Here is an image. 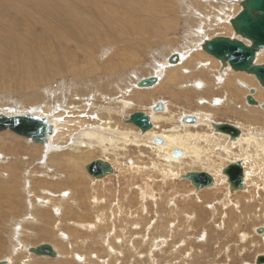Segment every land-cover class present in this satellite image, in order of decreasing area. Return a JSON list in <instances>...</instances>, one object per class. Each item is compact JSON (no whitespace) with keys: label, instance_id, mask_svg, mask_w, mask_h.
Returning a JSON list of instances; mask_svg holds the SVG:
<instances>
[{"label":"bare ground","instance_id":"6f19581e","mask_svg":"<svg viewBox=\"0 0 264 264\" xmlns=\"http://www.w3.org/2000/svg\"><path fill=\"white\" fill-rule=\"evenodd\" d=\"M121 1L124 4H132V5L136 4L137 1L141 2V0H121ZM169 1L171 3H175L178 10L180 9V12L183 14L182 21L185 23V26L186 25L188 26V24H190L189 25L190 28L186 30V33L184 34L185 38H183L186 41H185V43L183 42L184 45L180 49V46H178L176 48L174 47L172 40L169 39L172 37H167L166 39L163 38L169 42L163 43V46H161V47H163V50H160V51L155 50V52H153L155 60L157 62L156 67L154 66L155 72L153 74H149L147 76L135 79L136 82L134 80L132 81V79L129 80L130 82H128L126 80L129 78L127 74H129L130 72H133L132 71L133 69L127 71V69H131V67H127V66L129 64H131L132 62H134V60L136 59L135 54L130 53L128 48L122 49V47H126L125 44H126V42L129 41V40L128 41L125 40V37H127V35L123 36L120 33L118 34L117 30H115V29H105V25H104L105 22L109 28H111L112 26L117 28V27H120L121 25L112 16L103 13L99 8H97V5L95 4V2H93V0H89V1L85 0L84 1L86 3L89 2V4L92 5L93 7H95V9H96L95 10L96 13L91 14V15L87 14L86 11L88 9H86V11L85 10L83 11L84 12L83 15H79L76 12H74V13L66 12L65 14L63 13V15L59 14L56 17L50 15L48 18H46L44 16L37 15V13L34 12V11H36L35 9H31L32 11H30L29 13L23 12L21 10H17L16 16H13V17L7 18V19L6 18L1 19L6 24H5V30L0 29V33H3V31H5L8 34V35L4 34V37L0 41V49H2L4 51L2 54H0V58H6V61H0V78H3L7 82L6 84L2 85L0 87V89H2L3 92H12L14 94L24 93L25 97H26L24 102H28V103H30V105L35 103V105L29 106V107L28 106L23 107L22 110H18V112H16L17 110L13 109V107H7L6 106L5 109H3L4 107L0 103V112H3L5 114H23V113H27V112L28 113L31 112L33 114L37 113V114H40L41 116L48 117L49 121L55 126L53 134L49 137L48 143H46L45 145H42L46 148L40 147V148L46 149V154L42 155L41 159L42 158H44V159H43L42 163H41V159H40L39 165H41V167L45 168L49 173L51 171V173L54 174V175L50 174L49 176L47 175L48 176L47 181L49 183H46V185L49 184L50 186H53L54 188H59V189H63L62 186L63 187L66 186L65 188H67V190L66 189L61 190V192L58 194L59 197L61 196L60 202L63 201V199H66L68 197L71 198L74 190L72 188H70V182L69 181L71 180V178L73 176L76 175V170L74 169L75 162L80 161L79 158H81L80 156H82L81 148L83 146H89V147L93 148L94 142H96V144H95L96 148H99L103 154H105V155L115 154L117 156L120 155L121 159H123L124 155L122 153H120V151H127V149H128L127 146H135L138 149L143 148V147L150 149V151H152L155 155V157L152 158V162H151L152 165L138 166L139 161L138 162L137 161H131V164H129V166L127 167L128 168L127 170H129L131 172L134 169H137L135 171V173L139 172L142 175L148 174L147 176L142 177V184H141L140 191H139L140 194L139 193H137V195L135 194V198L138 199L139 197H144L147 200H148V198H154L152 206H153V209H154L156 216L157 217L159 216L160 220L157 222L156 225L153 226V229L150 233V237L153 235L159 236L160 234H163V233H167L168 235L173 236V235H175L173 229L176 227V225L181 224V223L185 224V228L183 231H179L177 233V235L188 234L189 232L187 233L186 231H188L189 229L191 231L192 224H194L196 222L200 223L202 221L201 218L205 222H208L209 216L213 213L217 215L216 217L220 216V218L222 219V217L224 216L223 218H227V220L231 221L232 220V218L230 217L231 214L228 216L227 213L225 212V210L229 211V213H230V210L232 209L231 206H233L235 209L239 210L240 205L242 206L243 199H242V197H237L236 199H232L234 197L231 196V194L229 192V184L227 183V178H226V176H224L222 174L223 168L226 167L229 163L235 162L237 160H242L243 164H248L249 161H247V159H251V157H250V155H249V157L246 156L248 153L247 151L250 148H254L255 141H256V144L259 141L262 143V144L258 143V148L260 145L261 146L260 148H262V153L261 154L256 153V152L255 153L259 154V156L261 155V157L262 156L264 157V137L263 138L258 137V136H260L259 135L260 133L258 134L257 131L254 132V130L253 131L250 130L248 132H245V130L247 129V125L243 124V122L241 123V122L234 121V120H228V121L235 122L233 124L238 126L239 128H241V127L244 128V132H243L242 136L237 141H233V142H230L229 137L227 135L216 133L214 131V129L212 128V125H211L212 123H218L219 122V121L216 122L214 120L215 114H213V111L216 108L214 109L213 101H214L216 106L222 105V106H226V108H228L229 106L232 107L233 106L232 104L234 101L232 100L230 102L229 95L232 99V96H231L232 93L231 92H233L234 90H238V91L242 90L238 86V85L241 86L240 83H243V82H239L241 80L238 79L242 76L237 77V75H234V73L232 74L229 71L230 68H226L223 70V72H220L219 69L221 68V65H220L221 63L218 64L216 62H213V61L209 60V58H207V57H205V58L207 59L208 62L206 61V63L205 62L203 63L200 61L201 58H204L202 56L203 52L201 54L200 53L201 50L199 49V48H201L200 44L205 40L203 35H206L205 32H207V31L214 30L215 27H217L220 23H223L225 20L228 21L230 24L231 18L230 19L226 18V16H227V13H226L227 10L226 9L228 7L227 4L232 2V0H169ZM222 1H224L223 4H221L219 6V8H216L217 6L215 7V5L217 3H222ZM234 1L238 2V3L240 2V0L239 1L234 0ZM57 2H58V0H57ZM104 2H106V1H104ZM196 3H198V4H196ZM82 4H83V2H82ZM40 5L41 4H38L36 8H39ZM109 5H110V3H109ZM196 5L197 6L201 5V6H200V8H196L197 7ZM231 5H232V3H231ZM114 7H115V5H114ZM111 10H113V9H111ZM134 10L136 11V16L138 18H140L139 16L141 15L142 12H137L138 11V5L135 6ZM71 11H73V10H71ZM62 12H64V10ZM89 12H91V11H89ZM224 13H226V14H224ZM151 16L153 18L152 20L155 21L156 23H158V24L152 25V26L155 27L156 29H158L159 34H156L150 28H148L151 25L146 24L144 22H140L136 18H134L133 21H131L130 27L125 29L124 32H126V34L127 33L132 34L131 33L132 31L135 33L136 30H138L139 28L142 27L145 29L146 34H148V37H149V35H151L153 38H160L162 41V37L165 35L164 34L165 31L163 32V30L176 31V30H178V28L182 24V22H180L175 16H171L172 18H170V21L161 20L158 13H156V12H153L151 14ZM50 18L57 23L56 27L51 25ZM204 18L207 20V23H208L207 27H206V24L204 23ZM215 24H217V25H215ZM189 32L194 33V35L193 34L192 35L193 36L196 35L197 39L196 40L195 39L189 40V38H188L190 36ZM26 34H27V36H25V37H27L33 43V45L35 47L41 49L42 51H40V50L28 51L27 50L26 40L22 39L21 37H18V35L24 36ZM18 38L20 40V44H19ZM145 38L146 37L144 35V39ZM190 38H191V36H190ZM132 39L135 40V37ZM142 40H139V41L142 42ZM143 41H145V43H147V40H143ZM120 44H122L123 46L120 47L119 46ZM166 50H167V54L163 55V52H165ZM78 51L86 52V54H87L86 63H87V65H89V68L86 69V68H84L78 64V61H77ZM263 51H261L260 53H263ZM100 52H101V55H100V57H98V53H100ZM173 53H178L181 57L180 62L176 65H170L168 62L169 57ZM111 54H113V56H111ZM195 54H198L197 56H199L200 59L197 57L194 58L193 55H195ZM259 54H258V56L261 57L262 55H259ZM117 55L120 59H125L124 61H128L127 65L125 63H120V66H119L118 63L114 62L115 61L114 58ZM161 55H163V56H162V59L160 60L159 58ZM158 56H159V58L157 59ZM8 60L12 61L14 63L20 64V67L18 69H12V67L8 63ZM97 61L99 63L100 62H103V63L106 62V63L98 64ZM185 63L190 65V67L189 68H187V67L183 68V72L185 74L181 73L180 75L181 76L185 75V76L183 78L177 79L175 72L179 68L183 67V65ZM152 64H154V63H152ZM258 64H263V63H258ZM122 69H125V71H127L128 73L124 71L123 73H120V75L117 74V72H121ZM198 69L200 70V74H197L198 76L196 78L192 79L191 75L194 74V73H192V71H197ZM229 72L231 73V75ZM111 73H113V75L115 77H117V81H118V79L122 80V84L124 82H127L128 84L130 83L129 86L124 87V88L121 87L120 85L117 86L119 89H122L119 96L111 95L108 91L102 92L99 89L100 85H101V84L99 85V83L101 82V79L103 78L102 75L104 74V75L108 76V74H111ZM204 74L212 77V80L207 79L206 76H204ZM133 75H134V73H133ZM200 75H202V76L199 77ZM61 76L62 77H64V76L73 77L72 78L73 87L79 86V84L77 82L78 80L76 81V78L80 79L83 82L87 81L86 87L91 88L92 95L90 94L89 96H86V97L77 96V98H80V99H87V97H88L89 100H86L87 110L93 108V112H94L95 111L94 108L96 106L93 104V99L95 102L97 98H101V101H104L107 104V106H104L105 109L103 108L102 110L106 111L107 116L113 122L112 117L116 113L120 117H121V114L124 116L125 111L127 109H129V110L132 109V107H134L135 105H137V106L139 105L140 108L144 109V110H148L146 108L149 107L152 109H151V111H148L147 113L150 114L152 121L154 122L155 127L151 131H149L143 135L140 132H138V130L133 131L131 128L128 129V127H121L120 125H118V123H116V121H114L113 124H117V125H113L111 123V121L103 120V119H99L102 122H100L98 120V123H97L94 118H92L94 120L91 119V116L94 117L93 114L92 115L91 114H85V116H87V120H91L94 123H88V122H86V119H80L79 115H78V117L75 116V117H77L76 120L75 119H69V124H68L67 119H63L62 121H60L61 120V108H58V106H56V107L52 106V104H51L52 99H51L50 94L52 93V90L54 91L56 89V87H54L52 84L53 79L56 77H61ZM101 76H102V78H101ZM148 76H157L159 78V80L152 87H148V88L137 87L138 80H140L142 78H146ZM187 76L190 77L189 80H187V78H186ZM109 77L112 78V76H109ZM217 78L219 80H221V83L217 84ZM184 79H186L187 82L182 83V81ZM104 81L107 82V80H105V78H104ZM177 81H181V83H178ZM109 82H111V81H109ZM118 82H120V81H118ZM253 82H254L253 79H251L250 83L254 84ZM200 83L201 84L203 83V86H202L201 90H197V92L202 93V94H198V98H199L198 101L200 104L197 105V102H196L198 110L194 111L191 108L188 110H182V109L180 110L179 109V110H177V112H173V110L171 109V106H170L171 99H170V101H168L169 98H167V97L171 98V96H173L175 98V101H177V99L175 97L176 96L175 90L177 88L184 89L183 95L187 96L188 92H192V91L195 92L196 91V90H193L195 87L193 88L192 86L193 85L197 86ZM88 84L90 86H88ZM251 88H254V87L248 86V88H246L248 90V93H249V89H251ZM223 89H225V90H223ZM87 90H88V88H87ZM213 90H215V91L216 90L217 91L223 90L226 92L225 96H223V94H224L223 93L221 95L222 98H220V99L217 98V99L210 101L203 94L205 91H207L208 94L209 93L213 94V93H215V92H213ZM57 91H58V89H57ZM79 92H80V89H79ZM100 92H101V94H100ZM76 93H77V91H76ZM259 93H261V94L259 95ZM256 94H257V89H256ZM258 95L263 99L264 98V91L261 90L259 92V90H258ZM3 97L5 98L4 105H9L11 97L9 95H6V94H3ZM159 98H167V101H166V99H165V101L160 100L164 104L165 110L162 112L154 113V112H152V110H153V107L156 103L155 100H157ZM245 98H246V95L244 96V100H245ZM244 100H243V102H245ZM68 102L69 101H67V103ZM178 102L179 101H177L176 104ZM201 102L203 104H201ZM208 102H209V104H211L210 106H208L209 105ZM226 102H227V104L225 105ZM173 103H174L173 104V107H174L175 102H173ZM205 104H208V105H205ZM259 104H260L259 107L261 108V105L264 104V102H260ZM69 105H70L69 109L72 112L82 111L83 106L76 108L74 104H69ZM207 106L210 107L211 109L207 110L208 109V108H206ZM176 108H178V107H176ZM76 109H78V110H76ZM251 109H253V108H251V107L249 108L245 103L242 104V107L240 108V110H243L244 112L246 110L249 111ZM56 110H58V111L60 110V114L57 113ZM87 110H85V111H87ZM130 112H132V111H130ZM241 114H243V113H241ZM190 115L197 116V118H198L197 124L191 125V124H184L181 122L183 117L190 116ZM263 117H264V115H263ZM125 119H127V118H124L123 120H125ZM70 120H72V121H70ZM178 121L181 122V125L178 123ZM71 122L73 123V125H76V126L78 125L76 129L71 130L69 128V125ZM159 122L164 124V125L169 124L168 126H170V125H172V126L169 128L161 129V132L158 135L156 128L159 127V124H158ZM115 126H118V127L116 128ZM203 126L206 127L203 129L204 131L203 130L200 131L199 129H197V128H200ZM248 126H250V125H248ZM254 126H256V125H254ZM262 128H264V127H262ZM261 134L264 135V133H261ZM118 137H121V140L123 141V145H121L119 143ZM156 137H162L164 139V143L162 145L155 144L154 139ZM211 146H214V147H211ZM63 148H65V149L67 148V150L64 151L65 149H63ZM179 149L184 151L183 156L180 158H174L172 153L175 150H179ZM255 149H256V147H255ZM68 151H72L74 153V155H69ZM6 152L7 151L0 153V155L2 156L1 157L2 159H0V166L1 167H4L5 166L4 164H6V162H10L11 160H13L12 158L6 157V155H5ZM139 152L142 153V155H145V153L141 149L139 150ZM223 152H225V153H223ZM2 153H3V155H2ZM78 153H79V155H78ZM17 154H19V152H17ZM54 154H60L62 156L61 157L60 156H54ZM221 154H223V156ZM249 154H251V153H249ZM142 155H140V157ZM186 159H190L192 161L191 165H192V163H196V164L200 165V167L203 168V171L206 170L207 172H210L211 174H213L215 177L219 176V178H220L221 175L224 176L223 180L221 179L220 182L225 183V185L220 186V184H217V180H216V184H215L216 187L214 186L215 188H209V189L207 188L208 189L207 191H210V192H214V191L219 192L220 190H222V194H223L222 198L219 199L218 197H216L212 194L211 195L209 194L210 196L208 194H201V195H198V197H196L192 194L193 191H191V190L187 191V192H185L186 190L180 191V190L175 189V186L170 184L173 181V179H175V177L179 178L180 176H182L183 174L186 173V172L183 173V171H181V169H174V165L178 166V167L185 166V165H182V163H185L184 160H186ZM14 160L21 162V160H17V159H14ZM24 160H26V159H24ZM103 160L109 161V158L107 157ZM127 161H129V160H127ZM261 163H260V165H261ZM7 164L9 165V167H12L15 169L17 167V165L13 164V163H7ZM122 164L123 163L120 164L121 166L119 165L121 168L123 166ZM65 165H68L69 167L66 168ZM253 165L251 167H254ZM256 165L258 166V164H256ZM262 165H264V162L262 163ZM164 166H166L167 168H163ZM113 167L117 168V166H113ZM245 167H244V169H245ZM248 167H249V165H248ZM12 168H10V169L13 171L14 169H12ZM151 168H152L153 173H154V171H157L158 173H162L161 174V175H163L162 186L167 185V187H163V188L161 187L160 193H162V194L160 195V197H158V199L156 198L158 193L156 195L154 193L155 190L152 187H150L152 185L151 184L152 180H154L150 177V176H152V174L148 172V170H150ZM259 168L261 169V167H259ZM247 169H249V168H247ZM256 169H258V168L256 167ZM85 170H86V166H85ZM249 170L248 171L246 170V172H245L246 187L244 190L247 189L248 179H250V174H251L250 171L251 170L250 171ZM115 171H116V173L113 175H118L119 171H117V170H115ZM122 172H121V175L120 174L118 175V177L124 176L123 174L126 173V172L125 173H122ZM27 173H28V171H27ZM32 173H33V171H32ZM262 173L263 174L261 176L264 178V172H262ZM15 174L17 175V173H15ZM2 176H4V173ZM109 176H111V175H109ZM109 176H106V177H109ZM4 177L6 178V176H4ZM8 177H9V175H7V178H6L7 180H8ZM32 177L33 176L30 174H28L27 177H23L24 179L22 181H23L24 186H22V188H25V186H27L26 187V188H28L27 191L29 189L30 190L32 189V186H31V183L33 180ZM124 177H122V178H124ZM109 178L113 179L114 177H109ZM115 178H116V176H115ZM134 178L136 180H138V177H136L135 175L133 177V174H132V179H134ZM102 179H104V178H102ZM111 179L107 180L108 183L111 182L110 181ZM118 179L120 180V178H118ZM129 179L130 178H128V181H129ZM135 179H134V181H135ZM96 180H101V179H96ZM149 181H151V183H148ZM91 182L93 184H96L95 180H92ZM99 182L104 183L105 180L99 181ZM0 183H1L0 184V193H1V197H0V224L2 223L3 224L2 226L5 227L6 226L5 220L7 219L8 214L5 212L6 207H3V206H5L6 203L9 204L8 201L10 199L9 198L10 195L8 196L7 193H5L4 191L6 190L5 186L8 185L10 187V185L9 184L6 185L4 182L5 186L3 187L1 185H4V184H2L1 181H0ZM25 183H28V185H26ZM80 183H81V185H80ZM127 183H130V182H127ZM134 183H136V182H132L133 185H134ZM13 184H15V182H13ZM136 184H135V186H137V188H138L139 184H137V185ZM149 184H151V185L148 186ZM156 184H157V182H156ZM78 185L81 188L85 189V191H88L87 183L84 180H79ZM133 185H132V187H133ZM127 186H128V184H127ZM129 186H131V185H129ZM255 186H257V185H255ZM169 187L173 188V189H170ZM26 188H25V190H26ZM15 189H17V187ZM164 189L166 191L172 190L171 191L172 193L166 192L167 193L166 194V193H164L165 192ZM21 190L23 192V189H21ZM7 191H9V190L7 189ZM115 191H118V189H115ZM32 192L33 191H31V193ZM41 192H43L44 194L45 193L52 194V196L57 195L56 192H51L48 189L47 190L42 189ZM194 192H196V191H194ZM238 192L244 193L242 190V191L235 192V194ZM14 193L17 194V192H14ZM130 193H131V191H130ZM182 193H185V194H182ZM29 195H31V194H29ZM47 196H49V195L43 196V198H45V197L47 198ZM75 197H76L75 199L78 200L77 196H75ZM32 198H33V196H32ZM32 198H31V200H32ZM43 198L40 199V203H38V204L36 201V199H38V198L35 197V202L33 200V201H30L29 205H26V206L24 205L25 209L27 210L26 214L29 216L30 222L33 221V219H35L36 224L37 223L40 224V222L43 223L42 227L44 230H43V232L38 233L35 236L36 239L51 240V238H52L51 235L54 236V235H57L55 233H58L57 231H54V228L60 229L62 225H65L63 227L70 228L71 226L73 227L74 224H76V226H77L76 229H80L79 230L80 232H77V236L80 238H83V239H87L88 236L90 235L89 233H92L94 231L98 235L103 234L104 227L105 226L107 227L103 206L107 205L108 200L106 198H103V196L98 191L94 190L93 194L91 195V197L88 200L90 203V207L92 209H94L96 212V215H94V217H93V222L82 223L81 221L78 220V218L80 216V213L82 211H84L83 209L80 210L79 208H77L75 211L72 208H69L67 211H65V207H64L65 204L60 203L61 206H58L59 207L58 210L62 209V211H63L62 218L64 216H68L67 222H69V223L67 224L65 222L62 224L61 221H55L53 219V221H55L54 224H56V225L55 226L52 225L54 227L50 228V230L45 229L47 225L45 223L44 217L41 214L38 215L37 218H35L33 216V212H36V209H41V213H42V209H45V207H44L45 205L47 207H50L49 205H50L52 200L48 201V200L43 199ZM27 199H29V198L27 197ZM80 199H81V196H80ZM15 200H17V199H15ZM142 200H140V201H142ZM199 200L201 201V203ZM18 202H20L19 199H18ZM119 202H121V201H119ZM137 202H138V200H137ZM178 202H180V203L178 204ZM246 202L248 203L249 199L248 200L246 199L245 204H243V209H242L243 214H244L245 210L255 207V205L251 206L252 204H249V203L247 204ZM52 203H53V201H52ZM94 203H96L97 205H94ZM122 203H124V201ZM164 203H167V207H169V208H167L166 206L163 207ZM10 204H12V203H10ZM40 204H42L44 206H40ZM116 204H117V208H118L120 205L118 206V202H116ZM147 204H148V201H145V202H142V205H141L143 207V211L145 210V212L147 211V213L144 214V212H141L139 214L147 216L148 213L151 212V210L149 208L150 206H148ZM181 204H185V205L181 206ZM189 205H191V206H189ZM121 207H123V206H120V208ZM126 207H124V208H126ZM139 207L140 206H138V209H139ZM53 208H55V207H53ZM53 208H52V210H53ZM120 208H119V211H120ZM124 208H121V209H124ZM129 208H127V209H129ZM127 209H125V210H127ZM114 210H115V208H114ZM132 210L133 209H131V211ZM9 212H12V211H9ZM18 212L19 211H17V213ZM112 212L110 213L109 219H111L110 220L112 223L111 227H112V230L114 233V234L112 233V235H114L115 237H113L112 235H111L112 237L111 236L109 237V235H107L108 234L107 233L105 235V239H103V241H104L103 244H104V247L107 249V251H109L111 248V251L109 252V253H111L110 255H112V257H113L111 261L115 262V264H118L119 259L117 258V256L119 254L121 256L125 255V257H126L125 259H127V257L130 258V250L129 249L132 248V246L130 248H128V246L131 245V242L129 243V241L126 238V234H128L129 229L125 225L123 228H119V226H118V224H120V221L125 222V220L123 217L122 218L118 217L119 218L118 219L117 216L120 215V217H121V214L122 215L124 214L126 217H129V218H132L134 216V217H137L138 219H145L144 220L145 223L148 220H147V217L146 218L139 217L138 212H137L136 216L135 215L130 216V214L126 215L127 212H123V211H121V213L118 212V213H120L118 215H117V213L113 212L114 214L117 215V216H113L114 214ZM139 212H140V210H139ZM159 212H160V214H162V213L166 214L167 220L163 218L164 214H163V216H161V215H159ZM196 212H197L198 217L196 216ZM261 213H262L261 211H259V212L255 211L254 216H258L260 218ZM54 214H55V212H54ZM155 214H153V216ZM12 215H15V214L13 213ZM248 215H250V214H248ZM243 216H245V215H243ZM263 216H264V214H263ZM56 217H57V215H56ZM112 217H114V219ZM196 217H197V219H196ZM19 218L20 217H17V219H19ZM241 218L242 217H240V219ZM194 219H196V220L194 221ZM39 220H40V222H39ZM164 220H166V225L163 224ZM212 220H214V219L212 218ZM29 221H27V222L29 223ZM35 221H33V222L35 223ZM170 222H172V223H170ZM111 223H109V224H111ZM151 223L152 222H150V225H151ZM142 224H143L142 221L137 222V225L139 227H141L140 225H142ZM200 224H202V223H200ZM137 225H135V226H137ZM135 226H133V227H135ZM211 226L213 227V223L210 225L209 230H210ZM224 226H225L224 221H222L221 224L218 223V225H217V227L221 230H225V228H223ZM146 227H147V223L145 224V228ZM118 229H119V231H118ZM203 229H204V227H203ZM45 230H47V231L45 232ZM147 232H148V230H147ZM147 232L145 231V233H144V231L141 230L138 233H136V236L141 235L142 238L145 239V235H147ZM9 233L10 232H6L5 230L2 233L0 232V254H2V256H3L5 251L8 250L9 255L15 256V258H16L19 256V254H17V253L21 252L20 249L23 250L24 248L23 247H22L23 249L19 248L18 244L16 243L17 240L16 239L14 240L15 235H16L15 229L12 230V232H11V240H12L13 245H10V247L7 248L6 238H3V236L6 234V235H8V238H10ZM26 233L27 234L24 236L21 233L20 234L18 233L19 235H18L17 239L21 244L24 243L25 250L27 249V251H28V248L31 246L28 244L27 238H30L31 236H33L34 232L29 229V231L28 232L26 231ZM59 234H60V232H59ZM65 235H67V234H65ZM251 236H253V235H251ZM66 238L67 239L65 240V244L64 243H57V248H60V246L62 245L63 251L64 252L66 251V254H68L69 258H71L72 260H73V254L78 255L77 251L79 249L76 244H75L76 246H74V243H73L74 240H77L76 243H82V245H80L81 248L85 247L88 243H95L97 246V240L95 237L88 238L86 242L79 240L78 238H74V236H66ZM72 238L74 240H72ZM156 238L157 237L154 238V242H155L154 245L156 248H159L156 246V243L159 242L160 240H164V239H158V238L156 239ZM113 239H116V242L119 241V243H120V247H119L120 250L117 252L114 251V253L112 252V246H114V244L112 242L115 241V240L112 241ZM8 240L10 241V239H8ZM124 242H125V245H123ZM165 243H166V241L164 242V244ZM40 244H42V243H40ZM164 244H162V245H164ZM184 244H185V241H183L182 246ZM133 246H135V245H133ZM152 247L150 246L149 249L151 250ZM137 248L140 249L142 253H145V252H143L144 242L142 244H139V242H138ZM132 251H135V254H136L137 250L132 248ZM149 253H151L149 256H151L153 263L154 264H155V262L157 263L158 262V261H156L157 259L154 260L155 258L152 255L153 252L151 251ZM226 253H227V251H226ZM66 254L65 253L61 254L58 258H61L63 255H66ZM166 254L167 253H164V255H166ZM83 255H85V254H83ZM92 255L95 258H98L99 260H101V258H99V257H101L99 253H97L96 251H90L89 253H86L87 257H85V262H82V264H101V262L98 259L92 260V258H91ZM81 256H82V254H81ZM183 256H185V255H183ZM38 257H41V256H38ZM67 258H68V256H67ZM90 258H91V260H90ZM180 260H182V259H180ZM6 261H9V260H6ZM111 261H110V264H113ZM178 261L179 260H177V262ZM9 263H10V261H9ZM169 263L170 262H168V264ZM65 264H72V261H70V262L67 261ZM74 264H76V263H74ZM137 264H138V262H137ZM144 264H148V263L145 261Z\"/></svg>","mask_w":264,"mask_h":264},{"label":"rangeland","instance_id":"374dc122","mask_svg":"<svg viewBox=\"0 0 264 264\" xmlns=\"http://www.w3.org/2000/svg\"><path fill=\"white\" fill-rule=\"evenodd\" d=\"M81 1L83 2V4H82ZM84 1L85 0H62V1L58 0V2H57V0H42V1L41 0H0V29L5 30V24H6L1 19H5V18L7 19V18H11L13 16H16L17 15V10H21L23 12L29 13L30 11H32L31 9H35L36 11H34V12H36L37 15H41V16H44L46 18H48L50 15H52L54 17L58 16L59 14L63 15V13L65 14L66 12H68V13L69 12L70 13L76 12L79 15H83L84 14L83 11L84 10L86 11V9H88L86 11L87 14L91 15V14L96 13L95 7L90 5L89 2L86 3ZM104 1H106L107 3L109 2L110 5H109V3L107 4ZM93 2H95V4L97 5V8H99L103 13L112 16L121 25L120 27H117V28L113 27V26L111 28H109L107 26L106 22H105L104 23L105 29H115V30H117L118 34L120 33L123 36L127 35V37H125V40H127V41L129 40V41L126 42V44H125L126 47H122L123 46L122 44H120L119 46L122 47V49L128 48L129 52L130 53H134L135 56H136V59L134 60V62H132L131 64H129L127 66V67H131V69H127V71L133 69L132 70L133 72H130L129 74H127L129 78L126 79V80L128 82H130L129 81L130 79H132V81L134 80L136 82L135 79L147 76L149 74H153L155 72V67L157 65V62L155 60L153 52H155V50H157V51L163 50V47H161V46H163V43L169 42V41L165 40L167 37H172V38H169V39L172 40V43L174 44L175 48L180 46V49H181L183 47L185 41H186L183 38H185L184 34L186 33V30L190 28V26H189L190 24H188V26L187 25L185 26V23L182 21L183 14L180 12V9L178 10L176 4L175 3H171L169 0H141V2L137 1V3L133 4V5L132 4H124L121 0H102V1L101 0H93ZM223 2L224 1H222V3H217L215 5V7L217 6L216 8H219V6L221 4H223ZM231 3H232V5H231ZM38 4H41V5H40L39 8H36ZM196 4H198V3H196ZM114 5H115L116 8L114 7ZM136 5H138V11L137 12H142L141 15L139 16L140 18H138L136 16V11L134 10ZM200 6H197L196 8H200ZM227 6H228L227 9H226L227 12L225 11L227 13V16H226L227 19L228 18L230 19V18L234 17L239 12V10L241 9L240 4L238 2H235L234 0H232V2H230V3H228ZM111 9H113V10H111ZM63 10H64V12H62ZM71 10H73V11H71ZM89 11H91V12H89ZM153 12L158 13L159 17L163 21H170V18H172L171 16H175L180 22H182V24L178 28V30H176V31L163 30V32L165 31L164 32L165 35L162 37V41H161L160 38H153L151 35H149V37H148V34H146L145 29L142 28V27L139 28L138 30L135 29L136 30L135 33L132 31L131 32L132 34H128V33L126 34V32H124L125 29L130 27L131 21H133V19L136 18L140 22H144L146 24L151 25L148 28H150L156 34H159L158 33V29H156L155 27L152 26V25L158 24V23H156L155 21L152 20L153 18L151 16V14ZM226 13H224V14H226ZM50 23H51V25H53L55 27L57 25V23L54 20H52L51 18H50ZM204 23L206 24V27H207L208 23H207V20L205 18H204ZM215 25H217V24H215ZM4 34L8 35L7 32H5V31H3V33H0V41L4 37ZM192 34L194 35V33L189 32V35L191 36V38H190V36L188 37L189 40H194V39L196 40L197 36L196 35L193 36ZM205 34L206 35H203V37L205 39H209V38L211 39V38H213L215 36H233L234 30L232 29V27L229 24V22L225 20L223 23H220L217 27H215L214 30L207 31V32H205ZM144 35H145L146 38L147 37L148 38L144 39ZM25 36H27V34L24 35V36L18 35V37H21L22 39L26 40V42H27L26 43L27 44V50L28 51H37V50L42 51L41 49L35 47L33 45V43ZM134 37H135V40L132 39ZM163 38H165V39H163ZM142 39L143 40H147V43H145V41H143ZM18 40H19V38H18ZM139 40H142V42L139 41ZM19 44H20V40H19ZM199 49L201 50L200 51L201 54L203 52L202 56L204 57V58H201V60H200L201 62H203V63L205 62L206 63L207 59L205 57H207V58H209V60L220 64V61L217 60L215 57H213V56L211 57L208 54H206L201 48H199ZM3 52L4 51L2 49H0V54H2ZM263 53H264V51H263ZM263 53L259 54V55H262L261 57H259V56L257 57L258 58L257 59V63H264V54ZM166 54H167V50L165 52H163V55H166ZM100 55H101V52L98 53V57H100ZM163 55H161L160 58L158 56L157 59L159 58L161 60ZM197 55L198 54L193 55L194 58L197 57V58L200 59V57L197 56ZM86 56H87L86 52L78 51V56H77L78 64L80 66H82V67L87 69V68H89V65H87V63H86ZM111 56H113V54H111ZM114 60H115L114 62L118 63L119 66H120V63H125L126 65L128 63V61H124L125 59H120L118 57V55L115 56ZM0 61H6V58H0ZM8 63L12 67V69H18L20 67V64H18V63H14V62L9 61V60H8ZM100 63L104 64L106 62H104V63L100 62ZM100 63L98 62V64H100ZM152 63H154V64H152ZM186 67L189 68L190 65L185 63L183 65V67L179 68L175 72L176 76H177V79L183 78L185 76V75L181 76L180 74L181 73L185 74L183 72V68H186ZM124 71H125V69H122V71L121 72H117V74L120 75V73H123ZM127 71H125V72H127ZM229 71L232 74L234 73V75H237V77L242 76V77L238 78L239 80H241L239 82H243V83L247 84L248 86L254 87L255 89H257V94H255V98L259 102H264V98L262 99L259 96L261 93H259V95H258V90H259V92L261 90L264 91V88L258 83V81L255 79L254 76L248 75V74H245V73L234 72V71H232L230 69H229ZM133 73H134V75H133ZM192 73H194L193 75H191L192 79H194V78H196L198 76L197 74H200V70L198 69L197 71H192ZM231 73H230V75H231ZM102 76H103V78H102ZM102 76H101V78H102L101 82L102 83L101 82L99 83V85L101 84L99 89L102 92H107L108 91L111 95H117V96L120 95V92H121L122 89H119L117 87L118 85H120L121 87L124 88V87L129 86V84H130V83L128 84L127 82H124L122 84V80H119V79H118V81H120V82H118L117 81V77H115L113 75V73L108 74V76L103 74ZM109 76H112V78H110ZM201 76L202 75H200L199 77H201ZM204 76H206L207 79L212 80V77H210V76H208L206 74H204ZM72 78L73 77H70V76H64V77L61 76V77L54 78L55 80L53 79V81H52L53 86L56 87V89H55L56 91L52 90V93L50 94L51 95V99H52L51 104H52V106H55V107L58 106V108H61V120L60 121H62L63 119H67L68 120V124H69V119H75L76 120L78 115H79L80 119H86V122L94 123L91 120H87V116H85V114H91V115L93 114L94 117L91 116V119L94 118L97 123H98L99 119L111 121L110 118L107 116L106 111L102 110L104 108V106H107V104L104 101H101V98H97L95 102H94V99H93V104L96 106L94 108V110H95L94 112H93V108L87 110L86 100H89L88 97H87V99H80V98H77V96L86 97V96H89L90 94L92 95L91 88L90 87H86V84H87L86 82L87 81L83 82V81H81L78 78H76V81L78 80L77 82H78L79 86L78 87H73ZM104 78H105V80H107V82L104 81ZM186 78H187V80H189L190 77L187 76ZM251 79H253V81H254L253 83L254 84L250 83ZM109 81H111V82H109ZM177 82L181 83V81H177ZM183 82H187L186 79H184L182 81V83ZM6 83L7 82L3 78H0V87L2 85L6 84ZM219 83H221V80L217 81V84H219ZM88 86H90V85L88 84ZM202 86H203V83L202 84L200 83L197 86L193 85L192 87L193 88L195 87L193 90H196V91L192 93L193 94L192 96H189L187 98L183 95V90L184 89L177 88L175 90L176 91L175 92V95H176L175 97H176L177 101H179L177 104H176L177 101H175V98L173 96H171V98L167 97V98H169L168 101H170V99H171L170 106H171V109L173 110V112H177V110H179V109L180 110L181 109L182 110H188V109H191V108L194 111L198 110L197 105L200 104V103L198 101L199 98L197 97V95L198 94H202V93L197 92V90H201ZM238 86L242 90H240V91L234 90L233 92H231L232 93V95H231L232 99H231V97L229 95L230 102L232 100L234 101L233 104H232L233 105L232 107L229 106L228 108H226V106H222V105L216 106L214 101H213L214 109L216 108L213 111V114H215V116H214L215 119L214 120L216 122H218V121L219 122H226L228 120H234V121H238V122H241V123L243 122V124L247 125V129L245 130V132H248L250 130L251 131L254 130V132L257 131L258 134L260 133L259 134L260 136H258V137L263 138L264 135H262L261 133H264V128H262V127H264V117H263L264 109L260 108L259 106H251V105L247 104L246 99L244 100V96L248 94V90L242 85L241 86L238 85ZM87 88H88V90H87ZM57 89H58V91H57ZM79 89H80V92H79ZM223 90H225V89H223ZM223 90H218V91L217 90L216 91L213 90V92H215L213 94L212 93L208 94V92L205 91L203 95L207 99L212 101V100L217 99V98H219V99L222 98L221 95L223 93H224L223 96H225L226 92L223 91ZM76 91H77V93H76ZM3 94L9 95L11 97L9 105H4L5 98L3 97ZM100 94H101V92H100ZM25 98L26 97H25L24 93L14 94L12 92H3V90L0 89V103L3 105V107H4L3 109H5L6 106L7 107H13V109L17 110L16 112H18V110H22L23 107H27V106L29 107V106L35 105V103L30 105V103L24 102ZM167 98H159V99H157L155 101L156 102H158L160 100L161 101H165V99L167 101ZM242 99L245 102H243ZM67 101H69V102L67 103ZM173 102H175L174 107H173V104H174ZM196 102H197V105H196ZM202 102H201V104H203ZM227 102L225 103V105L227 104ZM244 103L249 108L251 107L253 109H251L249 111L246 110L245 112L243 110H240V108L242 107V104H244ZM69 104H74L76 108L77 107L79 108L80 106L81 107L83 106L84 108L82 107V111H80V112H76V111L72 112L69 109V106H70ZM208 104H209V102H208ZM208 104H205V105H208ZM210 105L211 104H209L208 106H210ZM208 106L206 108H208L207 110H210L211 108L208 107ZM176 107H178V108H176ZM146 109H148V111H151L152 108L148 107ZM76 110H78V109H76ZM85 110H87V111H85ZM56 111H57V113L60 114V110L59 111L56 110ZM130 111H132V112L129 113ZM136 111H141V108H140L139 105L138 106L135 105L130 110L127 109L125 111L124 116L121 114V117H120L116 113L112 117L113 122L116 121V123H118V125H120L121 127H128V129L131 128L133 131H137L138 130V132H140V130L136 126L131 125V124H126L123 121L124 118H128V116L130 114H132V113H134ZM241 113H243V114H241ZM75 116H77V117H75ZM94 119H92V120H94ZM70 121H72V120H70ZM99 121L102 122L101 120H99ZM113 122L111 121L112 124H113ZM178 123L181 125L180 121H178ZM229 123L233 124L235 122L231 121ZM158 124H159V127L156 128V130L158 132V135L160 134L161 129L169 128V127L172 126V125L168 126L169 124L164 125V124H162L160 122ZM113 125H117V124H113ZM248 125H250V126H248ZM254 125H256V126H254ZM77 126L73 125V123L71 122L70 125H69V128L71 130H74V129L77 128ZM115 127L117 128L118 126H115ZM204 128H206V127L203 126V127L197 128V129H199L201 131ZM242 130L244 132V128H242ZM0 140H1L0 141V151L1 152L7 151L6 154H5L6 157L13 159L10 162H6V164H4L5 165L4 167L0 166V172L2 173V174L0 173V181L2 182V184H4V182H5L6 185L7 184L10 185V187L8 185L5 186V184L1 185L3 187L5 186L6 190L4 192L7 193L8 196L10 195L9 196L10 199L8 201L9 204L6 203L5 206H3V207H6L5 208V210H6L5 212L8 214V216H7V219L5 220L6 226L4 227V226H2L3 225L2 223L0 224V232L2 233L4 230L6 232H10L9 233V237L10 238H8V235H6V234L3 236V238H6L7 248H9L10 245H13L12 240H11V232H12V230L15 229L16 235H15L14 240L15 239L17 240L16 243L18 244L19 248H22V247L24 248V249L22 248L23 250L20 249L21 252L17 253V254H19V256L16 257V258H15V256L9 255L8 250H6L5 253L3 254V256H2V254H0V261L1 260H9L10 261L9 264H40V263L41 264H65L67 261L68 262L72 261V264H74V263L82 264V262H85V257H87L86 253H89L90 251H96L97 253L100 254L101 257H99V258H101V260H99L98 258H95L93 255L91 256L92 260L98 259L101 262V264H110V261L113 258L112 255H110L111 253H109L111 251V248H110L109 251H107V249L104 247L103 239H105V235L107 233H108L107 235H109V237L113 233V230H112V227H111L112 223L110 221L111 219H109L110 218V213L112 211L114 213H117V215L120 214L121 211L127 212V214L126 213L125 214L126 215L130 214V216L131 215H135L136 216L137 212H138V216L139 217H141V218H146L147 217L148 221L146 222L147 223V227H146L147 229H146L145 228V224L146 223L144 221L145 219H138L137 217H134V216L132 218H129V217H126L124 214L123 215L121 214V217H120V215L117 216L116 214H114L112 212L114 214L113 216H117V218L118 217L119 218L123 217L124 220H125V222L124 221H120V224H118L119 228H123L124 225H125L129 229V231H131L130 228H132L133 226L137 225L138 221H142L143 224H142V226L141 225L140 226L142 227L141 229L144 231V233H145V231L147 232L148 229H149V231H151L153 229V226L156 225L157 222L160 220L159 216L158 217L156 216V214L154 212V209H153V206H152L154 198H148V200L145 199L144 197H139L138 199L135 198V194L136 195H137V193L140 194L139 191H140V187H141V184H142V177L143 176H147L148 174L147 175L146 174L142 175L139 172L135 173V171L137 169H134L132 172L127 170L128 169L127 167L129 166V164H131V161H137V162L139 161L138 162V164H139L138 166L152 165V163H151L152 162V158H154L155 155H154V153L152 151H150V149L145 148V147L140 148L145 153V155H142V153L139 152L140 149H138L137 147H135V146H127V148H128L127 151H120V153H122L124 155L123 159H121L120 155L117 156L115 154H107V155L103 154L102 151L99 148H96V146H95L96 142L93 143L94 144L93 148H91L89 146H83L81 148L82 156H80L81 158H79L80 161H76L75 165H74V169L76 170V175L73 176L71 178V180L69 181L70 182V188H72L74 190L73 191V195L71 196V198L68 197L66 199H63V201L60 202V200H61L60 197L61 196L59 197L58 194L61 192V190H64V189L67 190V188H65L66 186H64V187L62 186L63 189H59V188H54L53 186H50L49 184L46 185V183H49L47 181V177L50 174H52V173H51V171L49 173L45 168H43V167H41V165H39L40 164L39 161H40L42 155L46 154V149H44L46 147L42 146L41 144L33 143L29 139L21 137V136H19L17 134H14V133L10 132V131L1 132L0 133ZM118 141H119V143L121 145H123V141L121 140V137H118ZM258 143L262 144L260 141ZM258 143L256 144V141H255L254 148L248 149V151H247L248 153L246 155L247 157H249V155L251 157V159H247V161H249V163L248 164H244L245 166L247 165L246 167L251 170L250 171L249 169H247L244 166L245 167V172H246V170L247 171L249 170L250 173H251L250 174V179H248L247 189L243 190L244 193L238 192L236 194L235 193L231 194V196L234 197L232 199H236L237 197H242V199H243L242 206L240 205V209L239 210L235 209L233 206H231L232 209L230 210V213H229V211L225 210V212L227 213L228 216L231 214L230 217L232 218V220L231 221L227 220V218H223L224 216L221 219L220 216L216 217L217 215L213 213V214H211L209 216L208 222H205L201 218L202 221L200 223H202V224H200L198 222L192 224L191 231H190V229L188 231H186L187 233L189 232L188 234L177 235V233L179 231H183L184 230V228H185V224L184 223L176 225V227L173 229L174 233H175V235H173V236L172 235H168L167 233L160 234L159 236H157V238L158 239H165L166 243L164 245H162L161 247H159V248H155L154 245H153V247L150 250L149 249L150 245H151L150 241H145L146 245L144 246L143 252H146L144 259H145V261L148 264H154L152 262L151 256H149L151 254L149 252H151V251L153 252V256L155 258L154 260L157 259L156 261H158L155 264H168V262H170L169 264H221V263L222 264H224V263L225 264H247V263L248 264H250V263L251 264H255V259H256L257 255L264 254V232L259 234L256 231V229L259 228V227L264 229V225H263L264 224V216H263V214H264V178L261 176L263 174L262 172H264V165H262V163L264 162V157L263 156L261 157V155L259 156V154L262 153V148H260L261 147L260 145H259V148H258ZM40 147H44V148H40ZM211 147H214V146H211ZM255 147H256V149H255ZM63 149H65V148H63ZM66 150H67V148L64 151H66ZM17 152H19V154H17ZM255 152L259 153V154H256ZM68 153H69V155H74V153L72 151H68ZM223 153H225V152H223ZM249 153H251V154H249ZM2 155H3V153H2ZM78 155H79V153H78ZM140 155H142V156L140 157ZM221 155L223 156V154H221ZM54 156H60L61 157L62 155L54 154ZM1 157L2 156L0 155V159H2ZM107 157L109 158V162H111L113 164V166H117V168L116 167H114V168H115V170L119 171L120 175H121L122 171H123L122 173L126 172L125 174H123L125 177L124 176L118 177V175H119L118 174V175L109 176V177H114L113 179H111L109 177H106V178L101 179V180H96L93 176H91V175H89L87 173V171L85 170V166L88 163H90V162H92V161H94L96 159H105ZM14 159L21 160V162L15 161ZM24 159H26V160H24ZM43 159L44 158L41 159V163H42ZM127 160H129V161H127ZM184 162L185 163H182V165H185V166L178 167V166L174 165V169H181V171H183V173L184 172L193 171V170L194 171H203V168L200 167V165H198L196 163H192V165H191L192 161L190 159H186V160H184ZM7 163L16 164L17 165V167H16L17 170L15 168L9 167V165ZM121 163H123L122 164L123 165L122 168L120 167ZM260 163H261L262 166L260 165ZM256 164H258V166L261 167L262 170ZM248 165H249V167H248ZM252 165L254 167H251ZM255 166L258 169H256ZM65 167L68 168L69 166L65 165ZM10 168H12L14 170L12 171ZM163 168H167V167L164 166ZM27 171H28V173H27ZM32 171H33V173H32ZM204 171H206V170H204ZM148 172L152 174V176H150V177L155 180V181L152 180V183H151V181H149L148 183H151L152 185L149 184L148 186L151 185L150 187H152L155 190L154 193L156 195L158 193V195L156 197L158 199V197H160V195L162 194V193H160L161 192L160 191L161 187L162 188L163 187H167V185L162 186V182H163V175H161L162 173H158L157 171H154V173H153L152 172V168L150 170H148ZM3 173H4V176H6V178H7V175H9L8 180L4 176H2ZM15 173H17L18 176ZM28 174L33 176L32 177L33 180H32V183H31V186H32L33 190L29 189L27 191V189H28V188H26L27 186H25L26 190H25V188H22V186H24L22 180L24 179L23 177H27ZM132 174H133V177H134V175L136 177H138L139 181L136 180L135 178H134L135 179V181H134V179H132ZM52 175H54V174H52ZM115 176H116V178H115ZM117 177L120 178V180ZM122 177H124V178H122ZM128 178H130L129 181H128ZM223 178H224V176H222V175H221L220 178H219V176L215 177V179L217 180V184H220V186L225 185V183L220 182V180L221 179L223 180ZM109 179H111L110 180L111 182L108 183L107 180H109ZM79 180H84L87 183L88 191H85V189L81 188L78 185V181ZM92 180H95L96 184H93L91 182ZM104 180H105L104 183L99 182V181H104ZM13 182H15V184H13ZM127 182H130V183H127ZM132 182H136L137 184H139L138 188H137V186H135L136 183H134V185H133ZM156 182H157V184H156ZM126 183L128 184V186H127ZM25 184L28 185V183H25ZM170 184L175 186V189L180 190V191H185L186 190L185 192H187V191L191 190V191H193L192 194L194 196H196V197H198V195H201V194H208V195L212 194V195H214V196H216V197H218L220 199L223 196L222 190H220L219 192L218 191L210 192V191H207L209 189L208 188V189H203V190H200V191H196L195 188L192 186V184L189 181H185V180H182V179L176 178V177H175V179H173V181ZM80 185H81V183H80ZM129 185H131V186H129ZM132 185H133V187H132ZM255 185H257V186H255ZM16 187H17V189H15ZM215 187H210V188H215ZM7 189L10 192L7 191ZM21 189H23V192H22ZM42 189H46V190L48 189L51 192H56L57 195H53L52 196V194H49V193H45L44 194L43 192H41ZM115 189H118V191H115ZM170 189H173V188H170ZM94 190L98 191L103 196V198H106L108 200L107 205L103 206L104 207V214H105V218H106V224H107L108 228L106 226L104 227L103 234H99L98 235L94 231L92 233H89L90 235L88 236V238H90V237H95L96 238L97 246H96L95 243H88L85 247L81 248L80 245H82V243H76L77 240H74L72 238V240H74L73 241L74 246L77 245L78 248H79L77 252H78V255L80 256L79 257L78 255L73 254V260L71 258H69V255L66 254V251L65 252L63 251L62 245L60 246V248H57V243H64L65 244V240L67 239L66 236H74V238H78L79 240H82V241H85V242L87 241L88 238L87 239H83V238H80V237L77 236V232H80L79 231L80 229H76L77 228L76 224H74V226L73 227L71 226L70 228L63 227L65 225H62L60 229L54 228V231H57L58 233H55L57 235H54V236L51 235V237H52L51 240H46V239H41L40 240V239H36L35 238V236L38 233L43 232L44 229L42 227L43 223H41L40 220H39L40 224H38V223L36 224L35 219H33V221H35V223L33 221H31V222L29 221L30 219H29V216L26 214L27 210L25 209V206L29 205L30 201L34 200V202H35V197H36V198H38V199H36L37 204H38V203H40V199H42L43 196L49 195V196H47V198L45 197L43 199H46L48 201L49 200L53 201V203L51 201V203L49 205L50 207H47L46 205L44 206V205L40 204V206H44L45 209H42V213H41V209H36V212H33V216L35 218H37V216L41 214L44 217L45 223L47 225L45 229L50 230V228H52V227H54L56 225V224H54L55 221H61L62 224L65 223V222L67 224L69 223V222H67L68 216H64L62 218L63 211H62V209L58 210V208H59L58 206H61L60 203H64L65 204L64 205L65 211H67L69 208H72L75 211H76L77 208H79L80 210L83 209L84 211H82L80 213V216L78 218V220L81 221L82 223L93 222V217H94V215H96V212H95L94 209H92L90 207V203H89L88 200L91 197V195L93 194ZM31 191H33V192L31 193ZM130 191H131V193H130ZM164 191H165L164 193H166V192L167 193H172L171 192L172 190H167L166 191L164 189ZM194 191H196V192H194ZM14 192H17V194L14 193ZM29 194H31V195H29ZM182 194H185V193H182ZM32 196H33L34 199L32 198ZM75 196H77L78 200L75 199L76 198ZM80 196H81V199H80ZM0 197H1V193H0ZM27 197L29 199H27ZM31 198H32V200H31ZM15 199H17V200H15ZM18 199H19V201L22 204L20 202H18ZM246 199L247 200L249 199L248 203L252 204L251 206L255 205V207L245 210V212L243 214L242 213V209H243V204H245ZM137 200H138V202H137ZM140 200H142V201H140ZM115 201L118 202V206L119 205L123 206L121 208H124L126 206L127 207L124 208V209H121L120 206H119L117 208V204H116ZM119 201H121V202H119ZM123 201H124L125 204L122 203ZM145 201H148L147 205L150 206L149 208L151 210V212H149L147 216L139 214L141 212H144V214L147 213V211L146 212H145V210L143 211V207L141 206L142 202H145ZM10 203H12V204H10ZM179 203L180 202H178V204ZM200 203H201V201H200ZM94 205H97V204L94 203ZM183 205H185V204H181V206H183ZM138 206H140L139 209H138ZM165 206L167 207V203H164L163 207H165ZM189 206H191V205H189ZM53 207H55L56 209L53 208ZM52 208H53V210H52ZM114 208H115V210H114ZM119 208H120V211H119ZM127 208H129V209H127ZM167 208H169V207H167ZM125 209H127V210H125ZM131 209H133V210L131 211ZM139 210H140V212H139ZM9 211H12V212H9ZM17 211H19V212L17 213ZM255 211H257V212L261 211L263 213V214L261 213V217L260 218L258 216H254ZM54 212H55V214H54ZM118 212H120V213H118ZM13 213L15 215H12ZM153 214H155V215L153 216ZM163 214L164 213L160 214V212H159V215L163 216ZM248 214H250V215H248ZM56 215H57V217H56ZM243 215H245V216H243ZM196 216L198 217L197 212H196ZM17 217H20V218L17 219ZM197 217H196V219H197ZM240 217H242V218L240 219ZM112 218L114 219V217H112ZM163 218L166 219V214H164ZM212 218L214 220H212ZM53 219L55 221H53ZM196 219H194V221ZM166 220H164V222H163V224H165V225H166ZM27 221H29V223ZM222 221L225 222V226L223 227V228H225V230H221V229H219L217 227L218 223L221 224ZM150 222H152L151 225H150ZM109 223H111V224H109ZM170 223H172V222H170ZM212 223H213V227L211 226V228L209 230V227H210V225ZM52 225H54V226H52ZM203 227H204V229H203ZM24 229L27 232L29 231V229L34 232L33 236H31L30 238H27L28 244L30 246H37L40 243H49V244H51V245H53L55 247V249L57 250L58 256L56 258H48V257H38V256H35L34 254H30L27 251V249L25 250L24 243L21 244L18 241V239H17V237H18V235L20 233L23 236L27 234ZM47 230H45V232ZM118 231H119V229H118ZM59 232H60V234H59ZM135 233H138V232H132V233L128 232V234H126V238L130 237L131 234H135ZM65 234H67V235H65ZM251 235H253V236H251ZM112 236L115 237L114 235H112ZM135 236L133 235V237L131 238L132 240L130 239V241H129V238H127L129 243L130 242L132 243L131 245L128 246V248H130L133 244L137 245L138 242L140 243V241H141L140 237H138V236L135 237ZM8 239H10V241ZM112 241H114V242H112L114 244V246H112V252L114 253V251L115 252L119 251V249H118L120 247L119 241L116 242V239H113ZM183 241H185V244L182 246ZM123 245H125V242L123 243ZM129 250H130V259H129V257H127V259H125L126 258L125 255L121 256L119 254L117 256V258L119 259V263L118 264H137V261L141 259L140 258L141 256L138 255L137 252L135 254V251H132V248H130ZM225 250L227 251V253H226ZM64 253L66 255H63L61 258H58L61 254H64ZM164 253H167V254L163 255ZM81 254H82V256H81ZM83 254H85V255H83ZM183 255H185V256H183ZM67 256H68V258H67ZM91 258H90V260H91ZM180 259H182V260H180ZM177 260H179L180 262L179 261L177 262ZM111 262L113 264H115V262H113V261H111Z\"/></svg>","mask_w":264,"mask_h":264},{"label":"water","instance_id":"95a60500","mask_svg":"<svg viewBox=\"0 0 264 264\" xmlns=\"http://www.w3.org/2000/svg\"><path fill=\"white\" fill-rule=\"evenodd\" d=\"M239 4L241 10L230 19V25L234 30L233 36H215L212 39H205L200 47L206 54L220 61V72L230 68L234 72L252 75L264 87V63H257L258 54L264 50V0H241ZM180 60V55L173 53L168 62L170 65H176ZM158 80L157 76H148L138 80L137 87H152ZM240 84L248 88L247 84ZM255 94V88L249 89V93L245 98L246 102L251 106H260ZM261 108L264 109V104L261 105ZM164 110V104L159 101L155 103L152 112L156 113ZM123 121L126 124L136 126L143 135L155 127L150 114L144 111H136ZM181 122L194 125L198 123V118L194 115L185 116ZM211 125L216 133L227 135L230 142L237 141L243 134L241 128L229 122H218ZM54 128L55 126L46 116L33 113L5 114L0 112V133L10 131L29 139L33 143L41 145L48 143ZM154 143L162 145L164 139L156 137ZM183 154L184 151L180 149L172 153L174 158H180ZM86 171L95 179H102L116 173L113 165L108 160L103 159H96L88 163ZM222 174L227 178L230 194L245 189V169L242 160L229 163L223 168ZM179 178L189 181L196 191L214 187L216 184L213 174L207 171H189ZM256 231L260 234L264 232V229L259 227ZM164 242L165 240H160L156 243V246L161 247ZM28 252L41 257L56 258L58 256L55 247L49 243L31 246L28 248ZM0 264H9V262L1 260ZM255 264H264V254H259L256 257Z\"/></svg>","mask_w":264,"mask_h":264},{"label":"flooded vegetation","instance_id":"af4514ba","mask_svg":"<svg viewBox=\"0 0 264 264\" xmlns=\"http://www.w3.org/2000/svg\"><path fill=\"white\" fill-rule=\"evenodd\" d=\"M96 199V198H95ZM142 226V225H141ZM140 228H142V227H139L138 225L137 226H135V227H132V228H130V230L131 231H129V233H132V232H139V231H141L142 229H140ZM136 229V230H135ZM152 231V230H151ZM151 231H149V229H148V232H147V235H145V239H143V242H144V245H146V242L145 241H150V246L152 247L153 245H154V238L155 237H157V235H153V236H151L150 237V233H151ZM133 235H136V233L135 234H131V237H133ZM127 238H129V237H127ZM147 239V240H146ZM165 240V239H164ZM152 241V242H151ZM126 242V241H125ZM154 247H155V245H154ZM156 248V247H155ZM119 250H120V248H118ZM137 253H138V255H140L141 257V259L140 260H138L137 262H138V264L140 263V264H144L145 263V254H146V252L145 253H142V252H140V251H136ZM152 255H153V253H152ZM164 255V254H163ZM258 256V255H257ZM154 257V256H153ZM130 259V258H129Z\"/></svg>","mask_w":264,"mask_h":264},{"label":"crops","instance_id":"0c3cea01","mask_svg":"<svg viewBox=\"0 0 264 264\" xmlns=\"http://www.w3.org/2000/svg\"><path fill=\"white\" fill-rule=\"evenodd\" d=\"M219 70H220V69H219ZM218 80H219V79L217 78V81H218ZM192 93H193V91H192V92H188V93H187V96H185V97L187 98V97H189V96H192V95H193ZM197 97H198V95H197ZM158 102H159V101H158ZM152 107H153V106H152ZM141 111L148 112V110H144V109H141ZM130 113H131V112H130ZM190 114H191V113H190ZM226 122H231V121H226ZM138 237H140V240H141L139 244H142V243H143V238H142V236L140 235V236H138ZM131 238H132V237L130 236L129 239H131ZM129 241H130V240H129ZM131 244H132V243H131ZM133 245H135V244H133ZM133 245H132V248H133V249H135V250L141 252V250L138 249L139 247L137 248L138 244L135 245V246H133ZM144 246H145V245H144ZM135 247H136V248H135ZM152 262H153V261H152ZM155 263H156V262H155Z\"/></svg>","mask_w":264,"mask_h":264}]
</instances>
